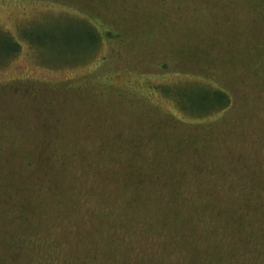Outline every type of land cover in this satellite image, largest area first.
<instances>
[{
	"label": "rangeland",
	"instance_id": "374dc122",
	"mask_svg": "<svg viewBox=\"0 0 264 264\" xmlns=\"http://www.w3.org/2000/svg\"><path fill=\"white\" fill-rule=\"evenodd\" d=\"M77 18L113 37L62 66L86 56ZM140 75L209 82L233 107L185 116ZM113 150L152 173L129 180ZM75 259L264 264V0H0V264Z\"/></svg>",
	"mask_w": 264,
	"mask_h": 264
},
{
	"label": "trees",
	"instance_id": "16d2710c",
	"mask_svg": "<svg viewBox=\"0 0 264 264\" xmlns=\"http://www.w3.org/2000/svg\"><path fill=\"white\" fill-rule=\"evenodd\" d=\"M78 19V18H77ZM82 22V26L76 28L74 31L70 33V38L71 41H74L76 43V47H79L78 52L84 51V58L83 55L79 53L77 57H75L74 60L64 63L62 66H78L80 64H83L84 62L88 60H92L93 56L99 51V49L105 45V43L108 45V40L111 41L113 37V33H111L109 30H100L96 25H93L90 21L86 19H78ZM8 37V47H6L5 50H10V54L7 56H10L11 58L15 56L19 50H20V44L18 42H15L11 37ZM22 38L24 41H26L32 48H35V44L33 43V36L32 35H23ZM65 39V38H64ZM105 45V46H107ZM260 49H263V46L257 45ZM262 48H261V47ZM73 50V48H72ZM91 58V59H90ZM61 66V65H60ZM53 68H58V66H54ZM143 75H140V78L135 80L137 81L138 85L136 86L137 89H141V92H144L146 95V99H148V96H159L161 99H167L170 100L177 108L178 110L182 113L185 114V116L192 117V118H205V117H210V116H219V118H225L224 113L226 114L227 111H230L233 107V100L232 97L230 96L229 93L226 91L215 87L209 82L206 81H200L198 79H195V81H192L195 86L197 87V93L193 96L190 95V93L182 87L181 85L177 86H159V85H154L153 83H150L148 86L144 87L142 84H145V82L142 83L143 80ZM121 144V142H120ZM123 146V145H122ZM133 148L135 146H132ZM47 147L42 148L40 151V154L42 153H48ZM134 152H136L135 149H133ZM114 151V150H113ZM112 151V152H113ZM116 151H118V154H115ZM120 150H115L111 154V160L113 162H117V166L120 168H124L125 172L124 175L128 177L129 180H132V177L134 173H147L149 175L152 173L151 168H143L144 166L142 164H139V161H136L135 159H138V155H133L131 158L133 161H129V159H124L122 155L119 154ZM47 158L44 161H47L48 164L52 163H59V160L64 156L61 154L58 155V157L53 158L52 156L55 157L54 154L50 155L47 154L45 155ZM31 162L26 163V167H31ZM137 168V169H136ZM136 170L137 172H135ZM144 171V172H143ZM43 173L44 175H47V172H40ZM117 177V180H121V176L123 172H116L114 173ZM43 175V176H44ZM145 175V174H144ZM58 177L65 178V174L62 173L58 175ZM114 181V180H113ZM139 181V180H138ZM62 187H64V184L62 181H59L57 190H58V195L63 197L65 194V190L61 191ZM55 188V189H56ZM60 197V198H61ZM21 207H23V210H27L30 213H35L34 209H29L27 208V203L23 204ZM24 221V218H22ZM237 223H241L237 218L235 219ZM251 223V221H249ZM244 224L247 225V222ZM243 225V223H242ZM15 238H11L10 242H12ZM28 258H30L29 255H27ZM16 259L13 258V262ZM76 264H80V261L75 259ZM2 264V262H1ZM86 264V263H84Z\"/></svg>",
	"mask_w": 264,
	"mask_h": 264
}]
</instances>
